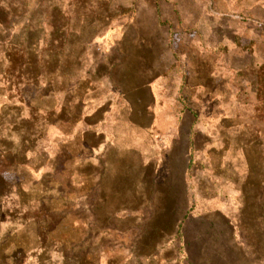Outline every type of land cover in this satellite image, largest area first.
<instances>
[{"label": "rangeland", "instance_id": "obj_1", "mask_svg": "<svg viewBox=\"0 0 264 264\" xmlns=\"http://www.w3.org/2000/svg\"><path fill=\"white\" fill-rule=\"evenodd\" d=\"M262 1L0 0V82L7 83L9 68L26 100H34V75L40 71L38 79H49L50 45L58 37L53 31L60 28L66 30L62 54L67 53L68 78L84 81L103 77L108 61L124 60L117 48L108 58L106 42L122 46L125 31H153L158 37L163 33L170 52L162 55L168 70L165 86L157 87L158 94L167 96L163 107L158 104L157 108L158 115L162 111L164 115L163 138L179 156L216 164L235 155L220 152L222 146L250 144L254 136L264 133V86L258 102L236 101L238 85L251 96L259 82L250 71L237 72L241 62L234 56L240 46L252 42L239 36L241 27L250 34L259 30L250 14L264 15L254 7ZM258 42L264 52V40ZM9 52L16 60L13 67ZM175 80L180 81L178 85L185 80L192 85L180 88L179 121L173 115L176 106L168 103L177 95ZM1 86L0 95L4 94ZM9 112L0 102V246L4 248L0 264L100 261L101 256L92 252L102 226L96 200L99 189L92 185V174L82 176L76 168L80 147L74 148L65 131L26 130L29 120ZM85 138L91 144L101 140L92 130ZM147 139L149 148L154 142ZM115 250L111 249L113 255Z\"/></svg>", "mask_w": 264, "mask_h": 264}, {"label": "crops", "instance_id": "obj_2", "mask_svg": "<svg viewBox=\"0 0 264 264\" xmlns=\"http://www.w3.org/2000/svg\"><path fill=\"white\" fill-rule=\"evenodd\" d=\"M257 3L255 10L264 12V1ZM252 12L251 22L259 30L250 34L241 27L239 36L252 42L234 56L241 62L237 72L256 76L264 62L258 42L264 40V15ZM123 35L122 46L109 41L104 46L108 58L117 48L124 60L108 61L103 77L69 80L67 53L59 48L50 50L49 79H38L40 71L34 75V100H26L16 77L0 82V102L13 116L29 120L26 130L65 131L74 148L80 147L76 168L82 176L92 174L102 218L100 239L92 247L101 260L84 264H264V133L257 140L253 131L250 144L222 146L220 152L235 155L216 164L176 154V147L163 138V111H157L167 97L157 91L165 86L168 71L162 56L170 53L165 36L153 31ZM179 82L173 84L178 96L168 102L176 106L177 121L180 88L192 86ZM237 87L236 101L258 102L255 87L251 96ZM89 130L101 139L98 144L85 138ZM147 138L154 142L149 148ZM118 201L123 203L116 205ZM3 250L0 246V254Z\"/></svg>", "mask_w": 264, "mask_h": 264}, {"label": "trees", "instance_id": "obj_3", "mask_svg": "<svg viewBox=\"0 0 264 264\" xmlns=\"http://www.w3.org/2000/svg\"><path fill=\"white\" fill-rule=\"evenodd\" d=\"M57 29H59L58 27H57ZM53 34L55 35V36H58V37H55L54 39H53V45L51 44L50 45V48H51V50H56V51H59L60 49L59 48H62V46L64 45V43H65V39H66V30H65V28L62 30L61 28L59 29V30H57V31H53ZM51 35H52V33L50 32L49 34H48V36L49 37H51ZM17 49V48H16ZM18 50V49H17ZM18 52H20L19 50H18ZM12 54H11V52H9L8 53V60H9V62L11 63V65H12V67H13V65L15 64V58H12V56H11ZM19 55H21L22 56V53L20 52L19 53ZM20 56V59L22 58ZM8 67H10V66H7V68ZM8 71V72H7ZM10 72V69L8 68L7 70H6V77L8 78V80H10V78H11V76H14L13 75V73H9ZM257 73V76H258V85H257V96L258 97H262V93H263V84H264V62H261L260 63V66H259V71L258 72H256ZM9 76V77H8ZM19 82V80H18V77H16V81H15V84L17 85V83Z\"/></svg>", "mask_w": 264, "mask_h": 264}]
</instances>
